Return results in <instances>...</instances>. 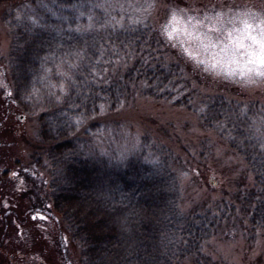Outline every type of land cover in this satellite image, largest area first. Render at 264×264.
Here are the masks:
<instances>
[{"label":"trees","instance_id":"1","mask_svg":"<svg viewBox=\"0 0 264 264\" xmlns=\"http://www.w3.org/2000/svg\"><path fill=\"white\" fill-rule=\"evenodd\" d=\"M3 4L7 97L38 126L32 161L79 264H224L206 252L212 239L241 228L251 242L264 230V103L215 88L149 20L106 13L96 0ZM137 99L197 116L250 179L187 208L180 160L164 140L144 135L127 153L102 144L105 117ZM8 178L1 172L0 189Z\"/></svg>","mask_w":264,"mask_h":264},{"label":"rangeland","instance_id":"2","mask_svg":"<svg viewBox=\"0 0 264 264\" xmlns=\"http://www.w3.org/2000/svg\"><path fill=\"white\" fill-rule=\"evenodd\" d=\"M96 2L106 13L151 21L179 56L215 88L264 103V77L259 75L264 67L247 63V48L232 46V40L247 34L245 20L252 25V35L258 36L264 20V0ZM9 8L10 5H0V58L10 48L8 29L2 21ZM164 26L172 31L171 37ZM244 43L252 41L245 39ZM9 90L8 70L1 64L0 174L7 171L9 180L8 189H0V212L13 217L9 226L3 220L0 223V264H79L78 250L65 236L60 217L46 207L48 176L32 161L38 126L16 110L7 97ZM103 123L107 131L102 144L120 152H132L147 134L171 146L180 160L176 170L187 208L209 199L218 200L238 182L250 179L243 160L215 134L203 129L197 116L183 109L137 99L116 115L105 117ZM244 233L235 228L228 232V240L217 236L209 242L206 252L224 264H264V230L253 232L251 242Z\"/></svg>","mask_w":264,"mask_h":264},{"label":"snow or ice","instance_id":"3","mask_svg":"<svg viewBox=\"0 0 264 264\" xmlns=\"http://www.w3.org/2000/svg\"><path fill=\"white\" fill-rule=\"evenodd\" d=\"M176 15L175 13L172 16V20L175 21ZM244 32L247 34L244 37H236L234 40H232V46L234 48H247L248 52L247 55L250 57V59L247 61V63L251 64H259L262 67H264V20H261L259 29L260 32L257 35H252V32L250 31L252 28V25L247 22V20L244 21ZM166 34L171 37L172 31H168V27L164 26ZM175 30V29H174ZM229 37L232 36V33L229 32ZM245 39H250L252 41L251 44L246 45L244 43ZM228 46H226L227 48ZM259 75L264 77V71L259 72Z\"/></svg>","mask_w":264,"mask_h":264},{"label":"flooded vegetation","instance_id":"4","mask_svg":"<svg viewBox=\"0 0 264 264\" xmlns=\"http://www.w3.org/2000/svg\"><path fill=\"white\" fill-rule=\"evenodd\" d=\"M14 175V174H13ZM13 176H11L10 178H12ZM13 181V180H12ZM6 217H8V219L6 220ZM12 217H13V214H9V215H7V214H2L1 212H0V223H1V220H3V222L2 223H5L7 226H9V225H11V219H12ZM4 218V219H3ZM5 225V226H6ZM8 228V227H7ZM0 244H1V240H0Z\"/></svg>","mask_w":264,"mask_h":264}]
</instances>
